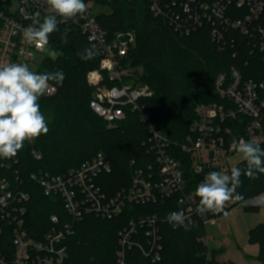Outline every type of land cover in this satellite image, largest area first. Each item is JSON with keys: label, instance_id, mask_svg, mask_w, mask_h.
Returning a JSON list of instances; mask_svg holds the SVG:
<instances>
[{"label": "built area", "instance_id": "2783aa9c", "mask_svg": "<svg viewBox=\"0 0 264 264\" xmlns=\"http://www.w3.org/2000/svg\"><path fill=\"white\" fill-rule=\"evenodd\" d=\"M84 2L88 8L83 16L67 22L60 17L57 20L59 25L79 29L97 49L99 68L88 73L89 84L95 87L90 106L108 128L125 120L129 111L137 113L148 125V147L155 159L146 168H135L130 185L114 193L106 192L100 184L101 177L112 172L103 153L64 174L32 173L31 179L64 210L63 218L51 216V227L37 236L32 235L29 227L30 192L21 188L23 182L19 177L1 178L0 237L4 234L2 224L6 223L10 239L9 250L0 251V264H64L68 258V239L80 221L88 216L116 219L130 206L165 202L170 212H183L190 226L200 224L206 229V236L200 238L205 243L208 225L216 224L224 213L241 204L264 203V195L250 201L232 200L223 212L201 216L196 212L199 198L194 194L209 172L230 174L229 160L237 153L241 139L264 143V81L245 78L237 68L219 74L215 87L223 102L199 104L186 141L170 139L152 122L147 100L154 96V90L140 83L126 62L136 44L135 33L119 32L110 37L98 21L96 0ZM150 10L157 16L169 17L182 34H190L205 22L210 23L212 38L222 49L229 46L228 39L234 34L245 36L251 53L260 54L264 61V26L260 22L264 0L212 3L150 0ZM239 12L242 16H237ZM45 15H54L47 0H0V65L26 63L37 72L36 59L48 53L50 40L44 48H37L24 39L22 28L32 25L34 19L42 21ZM231 41L234 43V39ZM49 84L46 96L57 92V87ZM35 139L27 142L33 146ZM32 154L37 160L42 159L41 152L34 147ZM13 161L17 163L18 159ZM166 217L138 211L119 232L118 264H129L128 254L132 251L140 252L146 264H160L164 251L162 225ZM179 227L183 226L175 228ZM208 260L211 261L210 257Z\"/></svg>", "mask_w": 264, "mask_h": 264}, {"label": "trees", "instance_id": "16d2710c", "mask_svg": "<svg viewBox=\"0 0 264 264\" xmlns=\"http://www.w3.org/2000/svg\"><path fill=\"white\" fill-rule=\"evenodd\" d=\"M203 1L212 3L215 0ZM96 3L99 7L109 8V12L99 11L97 16L107 35L135 33L136 44L126 62L130 63L134 77L154 90V96L147 100L152 122L170 139L186 141L199 104L223 102L215 87L219 74L237 68L245 78L264 81L262 56L251 53L245 36L234 34L228 39L229 46L222 49L212 38L210 23L205 22L190 34H182L169 17L157 16L150 10V0H96ZM238 14L242 16V13ZM260 22L264 26V13ZM49 40L50 49L37 63V73L62 71L65 74L62 86L49 82L57 87V92L52 96L43 95L39 100L49 132L36 138L33 146L26 141L14 157L18 159L17 163L14 158H0V179L19 177L23 182L21 188L31 194L28 217L34 236L51 227V216L63 218L64 210L31 179L32 173L64 174L103 153L112 172L102 176L100 184L106 192L114 193L130 185L135 168H146L155 159L148 147V125L137 113L129 111L125 120L108 128L103 118L91 108L95 87L89 84L88 73L99 68L100 57L96 54L85 61L78 55L88 48L97 53L87 37L77 28L58 24V30ZM259 145L264 148V143ZM32 147L41 152L42 159L34 158ZM238 167L244 170L247 164L244 162ZM15 171H18L17 175ZM258 175V179H249L246 175L240 177L241 184L236 190L242 201L264 195V174ZM165 205L164 202L130 206L122 216L111 220L85 217L68 239V258L64 264H118L119 232L138 211L167 216L170 209ZM247 208L255 210L257 207ZM2 226L0 251H6L9 250L10 228L6 223ZM162 233L164 251L160 264H219L215 255H211L200 241L206 236L202 225L196 224L185 230L165 222ZM251 241L259 243V259L264 264V224L251 231ZM128 263L146 264V260L140 252L132 251L128 254Z\"/></svg>", "mask_w": 264, "mask_h": 264}, {"label": "clouds", "instance_id": "9594fccd", "mask_svg": "<svg viewBox=\"0 0 264 264\" xmlns=\"http://www.w3.org/2000/svg\"><path fill=\"white\" fill-rule=\"evenodd\" d=\"M47 4L54 15H45L42 21L34 19L32 25L22 28L24 39L41 49L49 43L50 35L58 30L60 21L57 17L67 22L76 16H83L88 8L84 0H47ZM96 54L94 49L88 48L78 55L87 61ZM64 79L62 71L37 73L30 70L26 63L0 65V158L16 157L26 141L49 132L39 100L49 91L50 81L62 86ZM236 150L246 161V169L232 167L230 174L209 172L194 193L199 198L196 208L199 215L223 212L227 202L241 199L236 189L241 184L242 175L258 179V174H264V148L256 142L241 139ZM165 219L173 227L183 226L185 230L190 227L183 212H170Z\"/></svg>", "mask_w": 264, "mask_h": 264}, {"label": "rangeland", "instance_id": "374dc122", "mask_svg": "<svg viewBox=\"0 0 264 264\" xmlns=\"http://www.w3.org/2000/svg\"><path fill=\"white\" fill-rule=\"evenodd\" d=\"M96 10L98 13L109 12L108 7H98ZM41 60L42 57H38L36 62ZM244 162L237 152L229 160L230 169ZM256 203L238 205L220 216L216 224L208 225V238H205L204 244L218 261L225 264H262L259 259L260 245L251 241V231L264 224V203ZM247 206L257 208L250 210Z\"/></svg>", "mask_w": 264, "mask_h": 264}]
</instances>
